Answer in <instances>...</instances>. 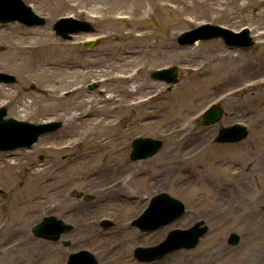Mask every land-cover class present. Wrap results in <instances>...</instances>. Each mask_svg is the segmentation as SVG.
Returning <instances> with one entry per match:
<instances>
[{
  "label": "rangeland",
  "instance_id": "rangeland-1",
  "mask_svg": "<svg viewBox=\"0 0 264 264\" xmlns=\"http://www.w3.org/2000/svg\"><path fill=\"white\" fill-rule=\"evenodd\" d=\"M24 1L47 23L0 22V72L16 77L0 83V93L17 96L0 107L8 117L64 124L30 148L0 151V264H66L84 249L99 264H264V0ZM69 15L91 20L95 32L57 36L52 24ZM203 23L247 26L257 44L177 43ZM89 36L99 43L88 51L82 40ZM18 38L25 41L17 45ZM46 43L49 58L38 56ZM24 46L34 53L24 54ZM28 58L33 71L24 68ZM167 67L179 69L176 84L152 77ZM26 93L34 96L22 98ZM212 104L221 105L222 119L200 126ZM235 123L248 125L245 140L213 142ZM137 137L164 145L131 161ZM161 192L182 201L186 213L151 232L132 226ZM50 215L74 225L62 236L68 246L33 234ZM104 220L113 224L104 227ZM198 221L208 231L196 247L151 263L135 258L137 247ZM232 233L236 245L227 242Z\"/></svg>",
  "mask_w": 264,
  "mask_h": 264
},
{
  "label": "water",
  "instance_id": "water-1",
  "mask_svg": "<svg viewBox=\"0 0 264 264\" xmlns=\"http://www.w3.org/2000/svg\"><path fill=\"white\" fill-rule=\"evenodd\" d=\"M19 21L28 26L43 25L46 23L44 16L37 14L31 5L24 0H0V22L8 23ZM54 29L64 39H71L72 33L81 31L93 32L94 28L90 22L81 21L74 17H61L54 25ZM221 38L227 46L249 49L256 42L248 27L237 32L219 24L204 23L191 30L184 31L177 37L179 45H193L198 41H208ZM87 47L95 45L94 41H87ZM180 71L177 67L159 69L152 75L153 78L164 80L169 84H176L179 81ZM16 81L14 75L0 72V83H12ZM96 85H90V89H95ZM223 115L220 104L211 105L202 115L201 126L216 125ZM63 126L62 121H46L43 123H33L8 117V109L0 107V151L6 152L17 148H30L38 139L46 134L52 133ZM249 130L242 124L221 128L216 137L215 143H236L246 139ZM164 145V141L149 137H139L133 141L131 160L146 159L154 156ZM91 197L86 195L85 199ZM186 212L185 204L167 192H161L153 196L148 207L137 219L132 222V226L138 227L141 231L150 232L164 225L171 223ZM112 221L104 220V227L112 225ZM74 229V225L65 222L56 216L44 217L40 222L32 227V232L36 237L60 241L62 236ZM208 231L205 221H198L186 229H173L167 237L155 246H139L134 251V256L141 262H154L164 258L166 255L180 249H191L197 246L201 237ZM240 241L239 235L232 233L228 238V243L236 245ZM65 246L70 244L69 240H62ZM100 261L93 252L80 250L71 253L66 264H99Z\"/></svg>",
  "mask_w": 264,
  "mask_h": 264
},
{
  "label": "bare ground",
  "instance_id": "bare-ground-1",
  "mask_svg": "<svg viewBox=\"0 0 264 264\" xmlns=\"http://www.w3.org/2000/svg\"><path fill=\"white\" fill-rule=\"evenodd\" d=\"M142 19L143 18H141L140 20H142ZM24 41H25L24 38H18L17 45H20V43H22ZM50 46H51V43H46V44L39 45L38 50L40 48V50L42 52L41 53H38V56L45 57V58L46 57L49 58L50 57V54L47 55V53L49 52V50H51V49H49ZM23 49L25 51H23ZM23 49H21V50L24 52V54H27V53H31L32 54V52H33L32 48L30 46H24ZM52 56H54V55H52ZM30 58H28L27 61L24 63V68L29 69L30 71H33L34 70V67L32 66V63L30 62L31 61ZM226 58H227V56H222V57H219L218 59L222 60V59H226ZM30 68H32L33 70L30 69ZM33 83L35 85L37 84L36 85L37 86L36 88L40 89L44 93L45 92H51L52 91L48 87L42 86L39 83H36V82H33ZM33 96H34L33 93H26V94L22 95V98H27V97H30L31 98ZM15 98H17V96H15V95H13L11 93H8L7 91H3V92L0 93V100H6V99L7 100L8 99H11L12 100V99H15ZM169 112H171V111H169ZM172 112H174V111H172Z\"/></svg>",
  "mask_w": 264,
  "mask_h": 264
},
{
  "label": "flooded vegetation",
  "instance_id": "flooded-vegetation-1",
  "mask_svg": "<svg viewBox=\"0 0 264 264\" xmlns=\"http://www.w3.org/2000/svg\"><path fill=\"white\" fill-rule=\"evenodd\" d=\"M83 20H87V21H90V22H92L91 20H89V19H83ZM57 21V20H56ZM55 21V22H56ZM55 22L52 24V30H53V32L56 34V32H55V30H54V24H55ZM47 23V22H46ZM93 24V23H92ZM94 26V25H93ZM95 29H96V27H94ZM83 34V32L82 33H78V34H75V35H78V36H80V35H82ZM57 35V34H56ZM74 35V36H75ZM57 36H59V35H57ZM90 37H86L84 40H82V44L84 45V42L87 40V39H89ZM99 43V40L97 41V44ZM85 46V45H84ZM88 51H89V49H87Z\"/></svg>",
  "mask_w": 264,
  "mask_h": 264
}]
</instances>
